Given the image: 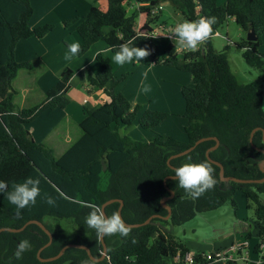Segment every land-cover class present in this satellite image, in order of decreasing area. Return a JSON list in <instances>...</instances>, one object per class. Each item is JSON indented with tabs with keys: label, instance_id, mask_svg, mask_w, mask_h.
Instances as JSON below:
<instances>
[{
	"label": "trees",
	"instance_id": "obj_1",
	"mask_svg": "<svg viewBox=\"0 0 264 264\" xmlns=\"http://www.w3.org/2000/svg\"><path fill=\"white\" fill-rule=\"evenodd\" d=\"M105 12L91 7L76 27L80 36L83 56L92 45L104 42L111 51L119 50V45L133 42L134 47L147 48L150 55L137 63L142 66H172L191 76L192 85L183 86L181 95L185 108L183 117L187 120L184 131L186 142L170 136L156 135L146 142L135 141L119 135L120 127H128L134 122L145 131L157 128L168 113L145 110L140 106L132 108L126 97L116 90L124 76L113 75L109 61L101 54L96 55L99 73L88 75L87 85L93 89H104L110 102L103 103L96 111L87 113L79 127L81 138L62 155L43 144L34 142L26 124L45 109H63L69 104L66 90L73 71L65 68L58 82L44 95L40 105L19 108L15 104L17 92L14 79L18 71L30 67L29 63H18L14 58L16 44L20 40L43 38L52 31L50 24L31 29L32 16L30 0H0V180L21 183L27 177L39 179L40 196L34 206L15 214V206L6 196L0 194V229H19L30 220H37L52 234L51 244L44 248L40 257L51 258L67 244L84 245L94 258H99L102 245L96 231L85 224V217L91 211L88 204L102 206L105 202L122 200L121 217L127 224L143 223L152 215H167L160 201H166L171 208L168 221L154 218L148 225L130 228V234L104 236L107 247L105 259L93 262L82 249L69 248L57 260L41 262L37 251L48 242V236L35 224L23 231L0 233V264H169V258L183 255L188 249L157 223L179 226L196 214L218 209L226 202L234 204L233 196L241 192L248 209H253L255 223L261 239L264 228V194L262 184H237L222 182L219 168L209 162L206 151L214 146L213 140L197 145L190 153L179 158L168 159L188 149L200 138L216 137L219 147L209 153L211 160L220 163L224 176L237 179L259 180L264 177L259 165L264 159V142L261 130L254 132L252 144L250 134L254 129L264 130V98L254 87L241 84L230 72L227 50L215 51L210 39L196 51L175 57V47L167 45L161 57L156 54L153 41L136 31L137 16L128 14L125 4L139 5L138 12L146 17V25L162 27L165 24L161 11L154 9L165 2L176 9L183 21H197L201 17H215L213 37L228 18L247 34L252 30L255 41L242 40L235 44L241 50L242 58L250 68L264 67V53L258 49L264 35V0H225L222 5L217 0H106ZM76 18L66 20L64 26H71ZM110 31L106 34L103 28ZM138 113H140L138 115ZM207 161L214 169L216 184L198 198L186 195L177 186L175 169L186 162ZM51 198L54 204L45 201ZM79 201L85 203L81 204ZM119 203L105 207L106 216L117 212ZM50 219L52 223H46ZM62 222L69 223L65 228ZM77 229L72 233L71 228ZM27 240L30 248L15 257L17 245ZM135 241V242H133ZM260 246L263 240H260ZM255 252H259L258 247ZM197 256L201 253L196 252ZM264 259V258H263Z\"/></svg>",
	"mask_w": 264,
	"mask_h": 264
},
{
	"label": "crops",
	"instance_id": "obj_2",
	"mask_svg": "<svg viewBox=\"0 0 264 264\" xmlns=\"http://www.w3.org/2000/svg\"><path fill=\"white\" fill-rule=\"evenodd\" d=\"M30 4L33 12L29 20V27L34 29L50 24L53 29L43 38L20 40L16 44L14 50L15 60L18 63L30 64L29 68L18 71L14 79L13 85L17 92L16 106L30 108L40 105L44 100L45 93L58 82L61 72L65 68L73 71L66 90L69 104L63 109L42 110L31 122L26 124L25 128L35 143L50 148L56 157L62 155L81 138L82 132L79 125L86 114L96 111L103 103L110 102V98L105 93L107 87L90 90L91 88L87 85L88 75L96 76L100 71L96 62L97 54H101L108 59L114 77H125L116 90L126 97L132 108L138 105L141 108L140 113L145 110H152L169 114L152 131L142 130L134 122L128 127H120L118 130L120 136H127L132 140L141 142H146L156 135L170 136L181 142L187 141L184 131L187 120L183 117L185 104L181 95V88L192 85L189 74L178 71L172 66L164 65L142 66L132 62L125 64L123 67L118 66L113 63L115 53L109 51L104 42L95 43L83 56L75 57L71 61L65 60L69 44L79 42L81 45L82 43L75 30L76 25L83 20L91 7H95L102 12L107 11L108 3L106 0H30ZM167 4L165 2L160 10L163 19H165V24L162 27L174 28L184 21L179 12L173 7L166 12L164 8ZM125 7L128 14L137 16L138 27L136 31L138 34L153 33L155 29L161 28L146 25V17L138 12V4L127 3ZM73 18L77 19L75 24L64 26L63 23L66 20ZM177 19L179 23L175 22ZM109 31L110 28H103L104 34ZM156 41L165 42V39L157 38V40H154L153 43H155L157 49ZM166 42H168V45L174 46L173 40ZM175 49L174 56L181 57V49L178 47H175ZM258 50L264 53V35ZM93 56H95L94 61L92 60ZM145 72L148 73L147 79L143 76ZM144 86H150L151 90L148 93L143 92L142 88ZM260 240H263L262 237ZM236 244L249 245L248 239H241ZM184 246L189 252L193 253L215 251L198 250L201 248L193 241ZM263 247H258L259 252L262 254H264ZM174 263L175 260L169 258V264Z\"/></svg>",
	"mask_w": 264,
	"mask_h": 264
},
{
	"label": "clouds",
	"instance_id": "obj_3",
	"mask_svg": "<svg viewBox=\"0 0 264 264\" xmlns=\"http://www.w3.org/2000/svg\"><path fill=\"white\" fill-rule=\"evenodd\" d=\"M215 23V17H201L197 21H184L174 27L169 38L174 41L175 47L196 51L211 38L213 34L212 26ZM108 50L111 51V46ZM80 51L81 45L79 42L69 44L65 60L71 61L73 58L78 57ZM149 55L150 51L147 48L134 47L133 42L129 41L119 45V50L113 56V63L123 67L125 64L132 62L140 63ZM92 60H95V56L92 57ZM147 75V72L143 73L145 79H147ZM150 90V86L142 88L145 93ZM174 171L175 176L173 178L177 181V186L192 198H198L206 191L212 190L216 184L213 175L214 169L207 161L201 163L186 162ZM0 194L6 196L8 202L15 206V214L20 216L23 209L36 204V199L40 196L39 179L27 177L21 183H13L11 190H9L8 182L0 180ZM45 202L50 205L54 204L51 198H48ZM79 203L83 204L85 202L79 201ZM88 207L91 211L85 217V224L90 229L95 230L98 236L119 234L122 237H127L130 234V228L124 224L118 212H114L111 216H105L100 206L88 204ZM29 248L30 243L27 240L20 241L17 245L15 257L20 258L21 254Z\"/></svg>",
	"mask_w": 264,
	"mask_h": 264
},
{
	"label": "rangeland",
	"instance_id": "obj_4",
	"mask_svg": "<svg viewBox=\"0 0 264 264\" xmlns=\"http://www.w3.org/2000/svg\"><path fill=\"white\" fill-rule=\"evenodd\" d=\"M224 1L217 0V4L222 5ZM164 9L168 12L172 9V6L167 4ZM175 22L179 23V20L177 19ZM137 27L138 23L136 22V29ZM246 37L247 34L237 26L234 20L228 18L217 33L211 37L210 42L212 48L217 52H221L225 47H228L227 60L230 72L241 84L254 87L264 98V67L250 68L247 66L242 58L241 50L235 47L236 43L241 42ZM166 41L170 40L165 39V42L156 41L158 57L163 55V51L168 45ZM233 200L234 204L226 202L216 210L198 213L179 226L170 223L165 225L157 223V225L164 227L166 233L172 235L183 245H189L191 241L196 242L201 248L198 250H226L231 245L238 243L239 240L248 239L249 245L246 244L245 248L249 251L252 259H258V253L255 252V249L261 243L257 234L258 228L255 223L253 209L247 208L245 197L241 192H236ZM260 200L264 203V194L260 195ZM45 222L52 223L50 219H46ZM61 225L65 228L70 226L67 222H62ZM261 225L264 228V220ZM71 231L77 233V229L71 228ZM262 239L264 241V232ZM262 250L264 251V247Z\"/></svg>",
	"mask_w": 264,
	"mask_h": 264
},
{
	"label": "water",
	"instance_id": "obj_5",
	"mask_svg": "<svg viewBox=\"0 0 264 264\" xmlns=\"http://www.w3.org/2000/svg\"><path fill=\"white\" fill-rule=\"evenodd\" d=\"M246 40L247 41H255L256 40V36L254 34V32L252 30H250L249 32H247V37H246ZM257 130H261L262 132V139H263V142H264V130L263 129H254L251 134H250V143H251V146H253L252 144V137H253V134L254 132H256ZM207 140H213L215 142L214 146H212L211 148H209L206 153H205V156L207 158V160L209 162H211L212 164L216 165L218 168H219V178L222 182H234V183H237V184H262L264 183V177L262 179H259V180H246V179H237V178H234V177H226L224 176V169H223V166L218 163V162H215L213 160L210 159L209 157V153L216 149L217 147H219V140L216 138V137H208V138H200L198 139L194 145H192L191 147H189L188 149L184 150L183 152H180L178 154H175V155H172L167 163L168 165L170 166L169 162L171 159H175V158H179V157H182L184 155H187L188 153H190L197 145H199L200 143L204 142V141H207ZM263 153L264 155V151L263 150H259ZM171 167V166H170ZM172 168V167H171ZM259 168H260V171L261 173L264 175V159L261 161L260 165H259ZM173 169V168H172ZM168 178H173V177H167L164 179L163 183H164V186L165 188L167 189L166 187V180ZM170 195L169 197H164L161 199L160 201V204L161 206L167 211V215L162 217L160 215H152L151 217H149L148 219H146L143 223H139V224H127L125 223L124 221V224L129 227V228H138V227H141V226H145V225H148L152 219L154 218H158V219H162L164 221H168L169 218H170V215H171V208L169 206L166 205V201L173 198L174 197V192L173 191H170L168 190ZM119 203V207H118V210L117 212L120 214L121 216V208L123 206V202L122 200H117V199H112V200H109L107 202H105L101 208L105 214V207L108 206L109 204H112V203ZM106 216V214H105ZM122 218V217H121ZM123 220V219H122ZM30 224H35L37 225L47 236H48V242L46 245H44L42 248H40L38 251H37V258L39 259V261L41 262H51V261H55L57 259H59L65 252V250L69 249V248H75V249H82L84 250L88 257L95 263H98V262H101L105 259V256H106V252H107V247H106V244L104 243V236H99V241L102 245V253H101V256L99 258H94L89 250V248H87L86 246L84 245H78V244H67L65 245L64 247L61 248V250L58 252V254L54 257H51V258H41L40 257V253L41 251L48 247L51 242H52V234L49 232V230L43 225V223L37 221V220H30L28 222H26L22 227H20L19 229H12V228H1L0 229V233L3 232V231H8V232H11V233H18V232H21L23 231L28 225Z\"/></svg>",
	"mask_w": 264,
	"mask_h": 264
},
{
	"label": "built area",
	"instance_id": "obj_6",
	"mask_svg": "<svg viewBox=\"0 0 264 264\" xmlns=\"http://www.w3.org/2000/svg\"><path fill=\"white\" fill-rule=\"evenodd\" d=\"M162 4L158 9H154L153 12L161 10ZM173 27H161L155 29L153 33H142L146 39L154 41L157 38H164L171 40L170 34L173 31ZM189 50L181 49V53H186ZM246 245L236 244L230 246L226 250H216L209 253H201L197 256L196 253L186 252L183 255H178L175 258L174 264H264V254L258 252V259H252L249 251L245 248ZM264 246V242L261 248Z\"/></svg>",
	"mask_w": 264,
	"mask_h": 264
}]
</instances>
